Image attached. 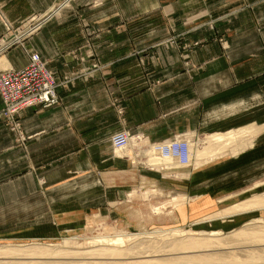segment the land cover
Wrapping results in <instances>:
<instances>
[{
	"label": "crops",
	"instance_id": "0c3cea01",
	"mask_svg": "<svg viewBox=\"0 0 264 264\" xmlns=\"http://www.w3.org/2000/svg\"><path fill=\"white\" fill-rule=\"evenodd\" d=\"M177 1L0 0V35L7 25L18 27L23 20L43 15L64 2L26 40L25 48L14 47L0 54V59H5L0 68L24 67L30 52H38L59 76L72 74L79 68L88 69L96 62L100 67L60 88L57 105L21 111L17 117L21 130L17 133L0 116V240L54 239L63 232L79 229L101 206L127 203L128 197L134 203H157L156 196L143 197L139 189L134 196L127 193L128 187H157L156 180L141 178L129 183L121 162L119 178L110 177L108 170L115 168L117 162L112 158L109 136L129 128L146 139L158 141L192 130L202 131L208 122L211 128L208 134L248 133L255 126L262 129L253 136L252 146L231 155L225 163L216 162L211 177L194 179V184L190 182L186 189L180 190L182 195L172 197L171 201L188 196L194 200L183 204V199L177 204L178 210L168 212L167 221L152 218V228L198 226L203 233H228L254 218L264 221V208L212 217L213 212L244 201L240 198L246 194L264 195V88L263 102H252L246 115L235 103L238 104L240 96H248L252 90L253 94L260 87H244L240 93L239 82L233 78L219 79L220 82L214 79L215 88L207 93L206 84L201 86V77L200 86L195 82L191 87L180 61L176 62V52L163 47L156 48L150 58L166 59L169 65H152L147 71L152 75L178 74L179 78L174 79L178 82H141L143 70L134 53L156 42L149 28L158 24L156 18L161 11L170 12L175 6L180 9L178 3L184 0ZM169 26L181 28L183 22L171 20ZM218 85L221 97L231 93L230 111L218 108L225 102L217 98ZM111 187L119 188L117 193ZM130 209L133 208H124ZM207 233L205 238L215 237ZM216 250L211 246L199 249V256L202 258L203 254L206 259L203 262L199 258V264H219L215 256L223 249ZM208 255L215 256L208 258Z\"/></svg>",
	"mask_w": 264,
	"mask_h": 264
},
{
	"label": "rangeland",
	"instance_id": "374dc122",
	"mask_svg": "<svg viewBox=\"0 0 264 264\" xmlns=\"http://www.w3.org/2000/svg\"><path fill=\"white\" fill-rule=\"evenodd\" d=\"M161 1L170 2L172 0ZM175 1L178 2L177 0ZM180 1L182 2L183 0ZM178 4L180 9L175 6L170 12L161 11L156 18L159 21L158 24L152 25L149 28V32L150 34H153L151 36L156 39V42L153 44H149L150 46H146L134 53V56H137L138 58V65L143 70V80L141 82H163V84H166L168 82H178L174 81L175 78H179L178 74L174 76L167 74L152 75L148 73L149 71H147V68H150L152 65H155L156 67H166L169 65L168 60L166 59L153 60L152 58H150L152 57V54L154 55V50L156 48L163 47L165 50H170L172 52L174 50L176 52L174 55L177 56L176 62L178 63V61H180L183 72L185 73L184 75H186V77L189 79L191 87L194 86L195 82L200 86L198 81L199 77H201L203 80L201 81V83H203L201 84L202 88L206 84L207 93L214 90V79L218 81L219 79H223V81H226L227 79L233 78L235 81L239 82V90L244 87L247 88L248 86L256 88L260 87L261 90H255L254 93H256V96H254V98V93L252 94V90V92H249L248 96L240 94L242 96H240L238 104L235 103V105H238L240 110H242V113L248 115L251 111L250 105H252V102H263L262 88H264V0H184L183 3ZM171 20H177L181 23L183 22V26L181 28H177L175 26L171 27L169 26ZM23 28V25H20L18 27L12 26L7 31L6 27H4V32L0 35V43L4 38L11 40L15 39L18 35H20V32ZM39 30H37L36 32H38ZM36 32L25 36L22 39L21 43L13 45L8 49L14 47L25 48L26 40ZM232 49L234 50V52H232ZM248 53L253 54L248 56ZM79 61H83V59L80 58ZM170 63L172 64V62ZM99 68V64H97L96 62L93 63L88 69L79 68L75 70L74 81L84 76H89L91 73L96 72ZM0 69H6V67ZM230 73L233 76H231ZM249 82H251V84H249ZM217 90V98L223 99V101H225L222 104H219L218 108L223 110L224 112L230 111L231 101L229 99L231 93L230 95H226L224 93L221 97L222 94L220 92V85L217 86ZM118 111L120 114L122 113V110L119 109ZM259 128L260 130L262 129V127L255 126L254 130L250 129L248 130V133H236H244L246 142L251 143L252 146L253 136L259 132ZM209 129L211 128L209 127L208 122L207 126L203 127L202 131L192 130L190 132H186L183 137L187 138L190 144L192 143L191 145L194 146L195 143L199 144L200 141L204 139L206 134L210 133L207 132ZM20 130L21 127L19 125V131ZM125 130L129 132L131 142L125 150H119L123 151V155L118 154L116 152V149H114L110 143L112 147V158L115 162H117L115 168L111 167V169L108 170L111 173L110 177H114L116 179L119 178L120 175L118 174V166L120 164L118 165V163L121 162V169L126 171L125 177L127 178V181L129 183H132L134 182V180L141 178L156 180L158 184L157 187H146L143 189L137 187H128L127 193L129 196H134L139 193L137 191V189H139V191L141 190L143 197H146L149 194L156 196L158 201L157 203H134L132 201H129L131 200V197H128L129 200L127 203L115 202L111 203L110 206H101L99 208L100 210H96L86 218L79 229L63 232L60 235L56 236L54 239H30L19 241L0 240V244L47 242L48 244L59 246V244H63L64 238L73 237L74 239L71 240L70 249L88 250L87 248H92L91 242L94 241L92 239L93 236L101 235V232L104 233L107 229L106 227L109 228L107 230L111 232V234L116 232V230H119L120 232L126 231L134 234L151 231L155 228H152V218H154L155 220L158 218L162 222L167 221L170 218L169 215H167L168 212L172 209L178 210L179 206L177 204L174 205L173 201H171L172 197L176 195H182L183 193L180 190L184 188L186 189V186L190 184V182H193L194 179H197L199 177H211L209 176V174L215 172L214 164L216 162L220 163L223 161V163H225L227 162L226 160L232 155L231 151L228 150L229 148H226L222 152H219L212 157H203L198 161H196L194 158H191V163H189L188 165H183V163L180 162L178 163L179 165H151L149 161L146 162L148 157L145 155V151L147 149L149 150L154 145H164L169 144L174 140L176 141L179 139V136L177 137V135H175L172 138L157 141L146 139L144 138V136H142L141 133L131 131L129 128H126ZM14 132H16V130ZM121 174H123L122 171ZM98 177L101 178L100 175ZM194 183L195 182H193L192 184ZM110 189L113 192L117 193V190L119 188L111 187ZM197 190L198 189H194L193 191ZM248 197H250V195L246 194L240 198V201L247 199ZM188 198H183L185 200L183 204H187L191 202V200H194V198H190L189 196ZM109 207L112 209V212L109 211ZM120 207L123 208L122 212H120ZM125 207L128 209H133L125 211ZM155 207L159 208L160 212H156L154 210ZM135 208L137 209L135 210ZM215 213L213 212V214ZM95 217L97 218V220L95 219ZM140 226H145V228H141ZM177 227H181V225L175 226L174 228ZM103 228L105 229L103 230ZM111 228H113V231L111 230ZM160 229H164V231H167L173 229V227L169 229L163 227ZM180 229L183 228L181 227ZM186 229L195 230L198 232V226ZM89 231H91L92 233ZM96 232L97 235H95ZM159 240L153 243V249L157 246L158 243L160 244V246L165 243L164 240H167V238L162 236ZM131 243L132 242H127L125 246L128 247V244L131 245ZM127 247H124V249ZM159 255L164 258L168 257V254L164 251L159 252ZM118 256L125 257L126 255H115L112 257ZM62 257H65L62 260L66 261H88L92 262L93 264H96V261L107 259L104 258L107 256L100 254H66ZM84 257L87 258L85 259ZM75 258L79 259L75 260ZM0 260H3V258H0ZM8 260L14 261L15 259H6L5 261Z\"/></svg>",
	"mask_w": 264,
	"mask_h": 264
},
{
	"label": "bare ground",
	"instance_id": "6f19581e",
	"mask_svg": "<svg viewBox=\"0 0 264 264\" xmlns=\"http://www.w3.org/2000/svg\"><path fill=\"white\" fill-rule=\"evenodd\" d=\"M4 60L5 59H0V64L3 63ZM244 136H245L244 133L239 134L234 131L206 134L204 139H202L200 143L198 142L200 145L195 143L196 145L194 144L193 146L191 145L192 143L191 144L189 143L187 148V156H186L187 160L185 163H183V165H188L189 163H191V158L192 159L194 158L196 161H198L203 157H212L218 154L219 152H222L226 148L227 149L229 148L228 150L231 151L232 155H237L247 147L251 146V143L246 142ZM116 152L120 155L124 154L123 151L116 150ZM145 153H146L145 155L148 157L146 162L149 161L151 165L152 164L165 165V166L175 165V164L179 165L178 163L180 162L177 158L173 157L171 154L156 152L153 146L149 150L147 149ZM182 201H183L182 198H176L173 200V203L174 205H176L181 203ZM261 208H264V195H253L252 197L247 198L244 201L239 202L231 207H228L223 211L219 210L220 212L213 214V218L231 215V214H237L240 212H246L252 209H261ZM159 211L160 209L157 208L156 212ZM95 219L97 220L96 217ZM201 219L199 221H201ZM204 219L205 218H203V220ZM106 228L109 229L108 227ZM104 229L105 228H103V230ZM107 229L104 233L101 232V235L98 236L91 235L93 236L92 239L94 241L91 242L92 248L90 249L87 248L88 250L70 249L71 248L70 243L71 240L74 239L73 237L64 238L63 244L62 245L59 244V246L54 244H48L47 242L0 244V258H3V260H0V264H91L92 263L88 261L62 260L63 258H65L62 256L66 254H74V255L100 254L107 256L104 257L107 258L106 260L96 261L97 262L96 264H199V258L200 259L203 258L202 260L203 262H205L204 261L205 257H203V254H202V258L201 256H199V254L201 253L199 252V249L201 248L209 249L210 246L213 248H217V250L219 251H221L220 249H223V251L216 253L217 256L210 255V257L215 256L219 264H264V258H263L264 257L263 255L264 254V247H263L264 221L259 218L256 220L254 218L253 221L244 224L243 226L235 229L232 232L227 231L228 233L225 232L223 233L221 231H213L207 233V231L206 232L204 231V233L216 237L212 239H209V237L205 238L203 231L197 232L195 230L180 229V228H173L167 231H164V229L163 230L154 229L151 231L140 232L135 234L126 231L120 232L119 230L118 231L116 230V232L111 234V232H109ZM112 229L113 228H111V230ZM95 235H97V232ZM162 236L167 238V240H164L165 243H163L161 246L158 243L157 246L154 247L153 249L152 247V245H154L153 243L155 241H158ZM127 242H132V243L131 245L128 244L129 246L127 247L125 246ZM124 247L127 248L124 249ZM224 249L226 251H224ZM162 251L168 254L167 258H164L162 256L156 257V255H158L159 252ZM213 253L211 252V254ZM207 254L210 253L207 252ZM115 255H124V256L126 255V256L112 257ZM210 257L208 255V258ZM6 259H15V260L5 261ZM50 259H54V260H50ZM77 259L75 258V260Z\"/></svg>",
	"mask_w": 264,
	"mask_h": 264
},
{
	"label": "built area",
	"instance_id": "2783aa9c",
	"mask_svg": "<svg viewBox=\"0 0 264 264\" xmlns=\"http://www.w3.org/2000/svg\"><path fill=\"white\" fill-rule=\"evenodd\" d=\"M63 3L43 15H33L23 20L24 28L20 35L12 40L5 38L1 40L0 54L9 47L21 43L25 36L39 30ZM11 27L7 25V31ZM28 57L27 64L20 69H0V100L2 103L0 116L16 132H19L20 124L17 117L21 111L30 107L47 108L57 105L60 101L58 90L74 81V73L62 76L54 74L48 67L47 61L37 52L29 53ZM183 136H179L178 140L169 144L154 145L153 148L156 152L171 154L181 163H185L190 142ZM109 140L114 149L125 150L130 145L131 137L127 130L122 129L113 132Z\"/></svg>",
	"mask_w": 264,
	"mask_h": 264
}]
</instances>
